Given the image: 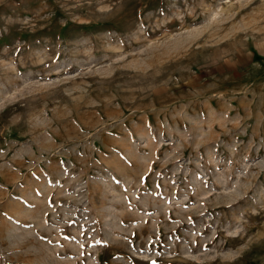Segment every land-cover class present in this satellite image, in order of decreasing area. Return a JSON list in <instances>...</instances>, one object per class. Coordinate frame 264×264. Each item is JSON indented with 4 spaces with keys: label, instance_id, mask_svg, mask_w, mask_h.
<instances>
[{
    "label": "rangeland",
    "instance_id": "1",
    "mask_svg": "<svg viewBox=\"0 0 264 264\" xmlns=\"http://www.w3.org/2000/svg\"><path fill=\"white\" fill-rule=\"evenodd\" d=\"M0 264H264V0H0Z\"/></svg>",
    "mask_w": 264,
    "mask_h": 264
}]
</instances>
